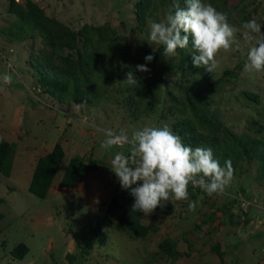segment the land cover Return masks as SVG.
<instances>
[{"label":"rangeland","instance_id":"374dc122","mask_svg":"<svg viewBox=\"0 0 264 264\" xmlns=\"http://www.w3.org/2000/svg\"><path fill=\"white\" fill-rule=\"evenodd\" d=\"M15 1L24 6L25 0ZM32 1L47 17L75 33L84 25H108L133 49L145 46L161 52L160 46L149 44L148 21L163 20L169 12L167 4L146 15V24L140 31L134 15L139 0ZM225 1L221 7V3L204 0L217 10L221 8L228 22L239 29L235 34L237 43L217 53V67L212 72L181 78L177 61L170 59L172 56L163 57L167 72L158 100L145 98L139 105L131 103L129 99L137 97L136 86L124 83L128 73L120 72L108 83L103 82V98L88 105L60 102L47 92L39 77L53 72H40L39 65L50 46L43 43L37 31L23 40L14 39L8 1L0 0V138L14 146L10 175H0V213L4 215L0 220V264H264V169L258 159L231 161L233 177L222 192L209 196L200 187L192 186L189 200L198 202L195 211L189 210V200H185L174 206L169 202L173 206L171 213H166L164 206L144 216L142 223L152 226L144 238L119 231L105 217L118 181L110 168L111 160L116 152L129 153L127 144L102 148L109 133L125 131L131 138L144 127L165 124L174 131L176 124L186 120L195 126L197 134L216 137L215 144H221V134H208L189 106L188 96L194 100L197 93L207 89L212 94L204 114L212 122L238 137L264 140V71L245 70L254 42L244 38L241 28L247 18L264 25V0ZM53 61L60 62L56 57ZM5 75L11 77L10 81H4ZM58 142L64 159L47 197L41 200L28 192V186L38 158ZM208 148L216 159H222L215 147ZM77 155L86 162L95 161L96 171L84 167L74 189L59 187L69 159ZM212 213L214 219L209 223L207 218ZM224 219L226 222L220 223ZM97 224L106 237L105 244L84 253L82 249ZM165 239L174 244L181 257L161 255L158 245ZM18 244L29 248L22 260L11 255ZM216 246L223 253L221 258Z\"/></svg>","mask_w":264,"mask_h":264},{"label":"trees","instance_id":"16d2710c","mask_svg":"<svg viewBox=\"0 0 264 264\" xmlns=\"http://www.w3.org/2000/svg\"><path fill=\"white\" fill-rule=\"evenodd\" d=\"M8 1V11L13 16V22L10 27L14 29L15 38L23 40L26 37L33 36L39 32L43 43L50 46V51L45 52L41 56L40 72L50 71L52 74H42L39 77L42 85L47 86V92L54 96L60 102L70 103L76 101L84 102L88 105H95L98 100L103 98L105 90L100 91L103 82L108 83L111 79L119 76L120 72H134L139 80V86H136V95L129 99L131 103L140 104L145 98L149 100H158L157 94L165 81L167 72V64L163 59V49L157 53L154 50L148 49L145 46L132 48L129 41L121 36H116L115 31L110 29L108 25L92 27L84 25L76 33L67 26L47 17L37 4L32 0H25L24 6H21L15 0ZM139 0L134 6V15L136 20V28L143 30L146 24V15H150L152 11H157L163 5L167 4L169 10L173 4V0ZM221 7L225 6V0H210ZM181 7H186L184 0H179ZM218 8V7H217ZM221 10V8H219ZM218 9V10H219ZM151 10V11H150ZM219 10V11H220ZM248 21V18L246 19ZM118 38V39H117ZM68 52L67 55H62L63 52ZM178 54L170 59L177 61V68L180 69L181 78H187L190 75H208L209 72L202 66L194 67L193 53L191 45L188 49L177 50ZM76 53V56H74ZM153 55L154 60L151 63L145 61V57ZM53 57H56L60 62L55 63ZM172 61V60H171ZM150 69L149 72H135L137 65H144ZM207 89L197 93L194 100H188L192 108L194 117L199 121L200 125L204 126L211 134L218 131L221 134V144H215L216 137H207L199 135L195 132V126L186 120H182L180 124L174 126V131L183 138L186 145L193 148L207 147L212 145L217 153H221L222 159L220 164H225L224 159L238 162L244 158L258 159L264 169V140L256 141L251 138L238 137L231 133L228 129L218 126L212 122L205 114L207 106V98L211 95ZM246 97H252L245 93ZM66 98V99H65ZM254 99V97H252ZM176 100H174L175 102ZM178 106L184 109V105L177 103ZM138 109V106H137ZM201 114L200 116H197ZM14 146L3 138H0V175L9 177L11 172L12 157ZM64 150L58 142L45 155L38 158L29 186L28 192L38 199H45L48 190L57 174V171L64 159ZM91 171H96L97 165L93 160L88 162L79 155L69 159L64 173L59 181V187L64 189H74L79 181L80 174L83 168ZM189 193L192 190V185L189 184ZM244 193V190L241 189ZM190 193V197H191ZM233 201V200H232ZM232 201L227 202L229 205ZM134 203V198L130 192L121 188L119 180L116 183L110 201L105 210L106 220L114 224L115 227L131 236L144 238L151 230V225H144L142 220L144 215L140 212L131 211V205ZM166 213L173 211L172 205H166ZM229 209L227 208V211ZM215 213L210 214L207 222L214 219ZM4 217L0 213V220ZM228 219L234 224L232 215H228ZM227 220V219H226ZM226 220L220 221L224 224ZM203 222H206L204 220ZM92 237L85 244L82 251L85 253L91 250L95 245L103 246L106 241L105 235L102 233L100 224H97L91 230ZM162 256H167L173 259L181 257L174 244L165 239L158 245ZM217 255L221 258L222 254L219 247L214 248ZM29 248L24 244H18L11 252V255L22 260Z\"/></svg>","mask_w":264,"mask_h":264},{"label":"clouds","instance_id":"9594fccd","mask_svg":"<svg viewBox=\"0 0 264 264\" xmlns=\"http://www.w3.org/2000/svg\"><path fill=\"white\" fill-rule=\"evenodd\" d=\"M184 3L186 7H181L179 0H173L163 20L148 21L149 44L160 46L163 57L176 56L178 49L185 50L191 45L192 52L198 53L193 55L194 67L203 66L210 73L217 67V53L237 43L235 34L239 29L228 22L226 13L204 0H184ZM241 28L244 38L254 42L247 54L245 70L264 71V25L253 18ZM153 60V55L145 57L146 64ZM146 64L137 65L135 72H149ZM3 79L8 82L11 77L5 75ZM124 83L139 86L134 72L127 74ZM123 144L129 145V153L116 152L110 168L121 188L134 198L132 213L140 212L147 217L169 202L174 206L189 200V184L211 196L222 192L233 177L230 160L221 166L211 148L186 145L167 124L144 127L131 138L125 131L118 135L109 133L101 147L111 149ZM197 203L189 200V210L195 211Z\"/></svg>","mask_w":264,"mask_h":264}]
</instances>
